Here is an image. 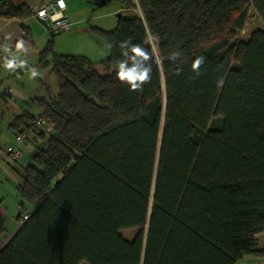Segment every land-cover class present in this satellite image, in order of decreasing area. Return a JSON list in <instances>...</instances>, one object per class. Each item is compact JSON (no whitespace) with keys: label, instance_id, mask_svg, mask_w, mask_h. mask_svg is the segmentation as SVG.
Here are the masks:
<instances>
[{"label":"trees","instance_id":"16d2710c","mask_svg":"<svg viewBox=\"0 0 264 264\" xmlns=\"http://www.w3.org/2000/svg\"><path fill=\"white\" fill-rule=\"evenodd\" d=\"M138 4L114 29L92 28L109 50L98 63L51 42L39 52L58 92L27 100L8 128L23 133L43 118L53 130L19 174L20 227L0 264H236L264 254L255 238L264 0ZM250 10L262 27L243 41ZM31 16L24 0H0L1 19ZM26 202L37 206L27 212Z\"/></svg>","mask_w":264,"mask_h":264},{"label":"rangeland","instance_id":"374dc122","mask_svg":"<svg viewBox=\"0 0 264 264\" xmlns=\"http://www.w3.org/2000/svg\"><path fill=\"white\" fill-rule=\"evenodd\" d=\"M13 1L16 3V0ZM39 1L24 0L31 10ZM65 1L68 8L66 15L70 22L67 28L53 33L34 16L23 19L21 22L29 29L30 39L26 40L23 32L20 33L16 47L6 49L0 57V147L4 151L0 159V203L9 207L13 204L18 208L21 200L17 191V185L21 181L19 174L30 162L36 150L45 147L48 137L38 143L37 148L27 150L22 158L9 164L6 161L4 148L13 142V134L8 126L13 117L25 108L27 100L34 97H47V93L55 95L58 92L57 78L51 72L50 65L47 67L38 65L39 52L48 42H51L54 53L86 56L98 63L107 56L109 50L107 43L96 35L92 28L114 29L117 25L118 12L131 13L134 9L140 14L138 0ZM0 20L3 19L0 18ZM261 27V22L253 10H250L249 19L239 32L240 39L247 40L253 30ZM146 40L150 48L151 44H155L154 38L150 35ZM97 69L101 71L99 64ZM31 113L35 115L37 110L33 109ZM24 206L27 212H31L36 208L37 203L26 202ZM11 221L18 223L16 218ZM245 258L239 259L236 264H251L250 259ZM80 264L87 263L82 261Z\"/></svg>","mask_w":264,"mask_h":264},{"label":"built area","instance_id":"2783aa9c","mask_svg":"<svg viewBox=\"0 0 264 264\" xmlns=\"http://www.w3.org/2000/svg\"><path fill=\"white\" fill-rule=\"evenodd\" d=\"M66 5L64 0H42L34 6L32 16L42 21L46 28L53 33L61 31L70 25L67 15L64 13ZM3 40L1 39V43ZM53 130V124L46 122L43 118H36L34 126L23 132L13 135V142L5 149L6 161L13 164L22 158L27 150L34 149L38 143L48 137ZM3 149L0 147V159ZM28 214L23 215V220Z\"/></svg>","mask_w":264,"mask_h":264},{"label":"crops","instance_id":"0c3cea01","mask_svg":"<svg viewBox=\"0 0 264 264\" xmlns=\"http://www.w3.org/2000/svg\"><path fill=\"white\" fill-rule=\"evenodd\" d=\"M64 3L66 5L65 0H64ZM64 13L65 14L68 13L67 5H66V9L64 10ZM21 23H22L21 21H18L15 19L14 20H7V19L0 20V57L2 56L3 52L6 49H14L16 47V43L20 38V33H22V30L20 27ZM1 39L3 40L2 43H1ZM13 61L15 62V59ZM34 110H37V109H34ZM38 113H39V110H37L36 114ZM11 207H9L6 204H3L2 202L0 203V249L6 245V243L13 237L15 232L20 227L19 223H13L11 221V219L16 218L18 208L16 206H13V204ZM9 208L11 209L9 210ZM255 238H256L257 248L264 249V245H263L264 244V230L257 233L255 235ZM242 258L250 259L251 264H264V254L262 255L248 254V255H244Z\"/></svg>","mask_w":264,"mask_h":264},{"label":"water","instance_id":"95a60500","mask_svg":"<svg viewBox=\"0 0 264 264\" xmlns=\"http://www.w3.org/2000/svg\"><path fill=\"white\" fill-rule=\"evenodd\" d=\"M117 15H118V13H117ZM46 26V25H45ZM163 82V88H164V81H162ZM164 104H165V97H164Z\"/></svg>","mask_w":264,"mask_h":264},{"label":"clouds","instance_id":"9594fccd","mask_svg":"<svg viewBox=\"0 0 264 264\" xmlns=\"http://www.w3.org/2000/svg\"><path fill=\"white\" fill-rule=\"evenodd\" d=\"M199 62V61H198ZM33 75H35V73H33Z\"/></svg>","mask_w":264,"mask_h":264}]
</instances>
